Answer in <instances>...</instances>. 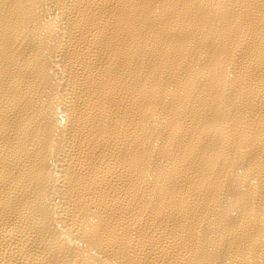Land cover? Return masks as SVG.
Returning <instances> with one entry per match:
<instances>
[{
	"label": "bare ground",
	"instance_id": "obj_1",
	"mask_svg": "<svg viewBox=\"0 0 264 264\" xmlns=\"http://www.w3.org/2000/svg\"><path fill=\"white\" fill-rule=\"evenodd\" d=\"M0 264H264V0H0Z\"/></svg>",
	"mask_w": 264,
	"mask_h": 264
}]
</instances>
